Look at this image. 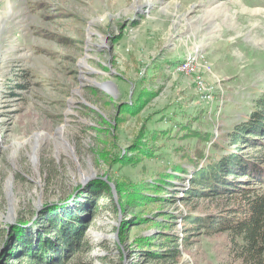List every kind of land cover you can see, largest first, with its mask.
<instances>
[{
	"label": "rangeland",
	"instance_id": "obj_1",
	"mask_svg": "<svg viewBox=\"0 0 264 264\" xmlns=\"http://www.w3.org/2000/svg\"><path fill=\"white\" fill-rule=\"evenodd\" d=\"M263 89L264 0H0V264L11 224L36 239L71 211L87 245L62 264H165L144 249L165 233L174 264H224L227 232L184 240V190L148 187L186 149L221 150L178 122L230 130Z\"/></svg>",
	"mask_w": 264,
	"mask_h": 264
},
{
	"label": "trees",
	"instance_id": "obj_2",
	"mask_svg": "<svg viewBox=\"0 0 264 264\" xmlns=\"http://www.w3.org/2000/svg\"><path fill=\"white\" fill-rule=\"evenodd\" d=\"M183 123L178 122L175 133L197 137L205 145L209 143L222 151L206 152L201 145L193 152L186 149L181 153V159L148 188L165 191L167 197L161 195L170 201L177 191L184 190L182 197L190 205L181 211L186 223L184 240L191 234L227 232L224 264H264V189H261L264 183V89L255 98L250 114L230 130L206 132L192 127L191 123ZM103 196L110 197L109 203L115 207L114 196L108 187L95 197ZM196 198H219L220 208H200ZM80 218L74 211L69 217L66 212L49 214L48 230L42 233L44 237L36 239L32 234L22 235L19 227L16 228L18 224H11L12 242H6L9 248L4 252L6 264L15 256L21 257L20 261L25 259V264H62L72 253L84 250L87 245L84 232L89 225ZM52 232L55 234L48 236ZM160 237L162 249L149 248L152 242L145 240V253L165 264L176 263L181 256L179 237L173 233Z\"/></svg>",
	"mask_w": 264,
	"mask_h": 264
},
{
	"label": "bare ground",
	"instance_id": "obj_3",
	"mask_svg": "<svg viewBox=\"0 0 264 264\" xmlns=\"http://www.w3.org/2000/svg\"><path fill=\"white\" fill-rule=\"evenodd\" d=\"M185 64H188L187 62H184ZM182 64V63H181ZM185 64H183V65H185ZM188 67V66H187ZM182 69H183V67H182ZM85 78V77H84ZM205 86V85H204ZM204 88V87H203ZM113 89V88H112ZM211 91H213V90H211ZM207 93V92H206ZM209 93V92H208ZM211 94V93H210ZM204 97V96H203ZM62 130V129H61ZM61 133H63L62 131H61ZM39 135V134H38ZM65 139H66V137H65ZM71 145V144H70ZM40 147V143H39V140H37V142H36V145H35V147H34V151L31 153V155H33L34 156V158L36 159L37 158V153H38V148ZM72 148H73V146H71ZM13 204V203H12ZM11 204V205H12ZM12 210H14V206H12Z\"/></svg>",
	"mask_w": 264,
	"mask_h": 264
},
{
	"label": "water",
	"instance_id": "obj_4",
	"mask_svg": "<svg viewBox=\"0 0 264 264\" xmlns=\"http://www.w3.org/2000/svg\"><path fill=\"white\" fill-rule=\"evenodd\" d=\"M89 179H90L89 177H86L85 178V181L79 187H77V189L82 188V186L84 185V183H86ZM63 202H67V200L66 201H63Z\"/></svg>",
	"mask_w": 264,
	"mask_h": 264
}]
</instances>
